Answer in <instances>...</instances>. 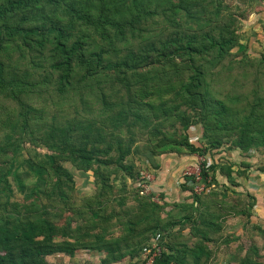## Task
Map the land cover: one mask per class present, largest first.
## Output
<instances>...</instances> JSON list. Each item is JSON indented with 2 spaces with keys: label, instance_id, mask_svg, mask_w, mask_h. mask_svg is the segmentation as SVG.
<instances>
[{
  "label": "trees",
  "instance_id": "1",
  "mask_svg": "<svg viewBox=\"0 0 264 264\" xmlns=\"http://www.w3.org/2000/svg\"><path fill=\"white\" fill-rule=\"evenodd\" d=\"M242 18L223 0H0V264H47L83 249L100 252L101 264H139L157 232L150 264H216L240 236L229 216L264 233L255 196L246 203L225 199L226 184L217 190V174L231 180L233 168L216 153L264 148V51L245 52ZM25 144L31 179L15 164ZM166 153L212 158L201 172L213 188L196 193L182 176L176 213L139 193L140 170L154 175L158 165L132 174L127 163ZM66 161L91 175L92 193L79 195ZM244 164L236 175H248ZM13 182L21 192L34 186L18 200ZM237 245V264H260L255 244ZM228 260L236 254L219 257Z\"/></svg>",
  "mask_w": 264,
  "mask_h": 264
},
{
  "label": "rangeland",
  "instance_id": "2",
  "mask_svg": "<svg viewBox=\"0 0 264 264\" xmlns=\"http://www.w3.org/2000/svg\"><path fill=\"white\" fill-rule=\"evenodd\" d=\"M239 24H240V28H239V31H240L239 32L240 41H243V42L246 41L247 43L250 42V37L251 36H249V35L246 34V36L244 37L243 34H242V28H243L242 27V20L240 21ZM257 40H259V41H257ZM256 41H257V44H255L254 46H253V44H250V46L247 48V50H245V52L247 51V53L249 55H251L253 53H257V52L264 51V34L256 35ZM175 125H176V127L178 129L181 130V128H180V126H179L178 123H176ZM170 128H171L170 126H167V129H170ZM190 132L193 133V135L190 136V138H191L192 141L193 140H196V141L197 140H200L201 128H200L199 125H197V124L192 125L190 127ZM142 144H143L142 141L139 142L140 147H141ZM196 144H198V143H196ZM226 146L227 145H224L223 150L227 149ZM27 149L33 150L29 144H25V147L22 148L20 151H18L15 154L14 157H15V164H16V166H19L18 172H21V173L23 172L21 174V176H23L24 175V172H26V177H28V178L31 179L33 177V174H32L33 173V170L29 169L28 165L22 164V159L24 157H27L29 155ZM36 150H38L41 153L45 152L43 150V148H36ZM260 150L261 151H264V148H260ZM30 152L32 154V151H30ZM216 154H217L216 155V158H218V159L220 158L221 159L220 161H226V159L224 158V156L223 155H220L219 152L216 153ZM142 155H140V157H137L135 155L128 157L127 163L130 164V165H132V169H131L132 170V172H131L132 174L135 173V171L137 170V168H140V167H142V168L145 167V166L146 167L147 166L154 167V166H152V163L153 162H150V160H148V158H146L145 156H142ZM184 155L187 156L188 154L186 153ZM189 157L190 156H188V159H189ZM145 158H146V160H145ZM199 158L200 157L196 158L197 161H200ZM187 161L189 162L190 160H187ZM176 162H178V161L176 160ZM63 164L73 174V176H74V183H75V190L78 191L79 195H86V194H89V193H92L93 192L94 187H93V184H92V177H91L90 174L88 176H85L84 174H81L68 161L63 162ZM196 164L197 163H187V164H185L186 166L183 167V169H181V172H180L181 175H182V171L184 169L187 170V172L195 173V171H196V167H195ZM249 165L254 170H257L258 167H262V165L264 166V156L259 157L258 161H255V162H253V163H251ZM172 166H173V168L180 169V166H183V165L180 162H178V163H175L174 162V163H172ZM159 167H160V165H159ZM171 167H167V165H166V168L164 170L161 169L160 173L163 172V175H166L167 172L170 173L171 171L177 170V169H172ZM155 172H158V171H155ZM260 172H262L261 174H263V175H261ZM254 174L253 173H249L246 177H249V176L252 177ZM257 177L258 178L260 177L258 182L261 183L260 184L261 187L260 188H257L256 189L257 191H255V192H256V196H257V193H258V196L261 198V196H264V170H261V169L257 170L256 171V178ZM12 179L15 181V179L13 177H12ZM177 179H175L176 181L174 183H175V185H177V184L180 185L181 180L179 181ZM118 182L120 183V179L118 180ZM125 183H127V184H125L127 186V188H130L131 186L134 185V182L131 179H130V181L125 180ZM246 184H247L246 187L244 186L246 189H242L243 190L242 192H244V194L241 196V198L240 197H237V196L236 197H237V199H240L241 202H246L247 203L248 200H249V198H247V195H249V196H254L255 195V194H253L254 191H252L253 185H255V184L249 183V182L246 183ZM32 186H34V182H28L26 184V187L24 189V192H21V191H19L17 189L16 183L13 182L14 198L15 199H18V200H22L24 198V193H27L29 191V189H31ZM223 188L224 187L221 186V183H220V186L218 187L217 190L219 191V190H221ZM170 198H165L167 200L166 201V204H165V210L166 211L173 210L176 213L177 208H173L172 205H171V203L177 202V201L178 202H181L182 198L180 197L181 198L180 199L179 197H177V198H179V200L176 199L177 201L176 200H171ZM225 199H228V198L225 197ZM160 202H163V200L162 201L160 200ZM254 209H255V207L252 208V211L255 213ZM262 213H263V217H261L262 219H260L261 221L258 224L259 226L261 225L260 226L261 227L260 229H262L261 231L264 230V209L262 210ZM65 215L66 214H64V216ZM59 219L60 220L61 219L63 220V217L62 218H59ZM255 219L256 218L253 217V220H255ZM236 221H238V218H236L235 220H231L232 223H235V226H234L235 228H232V230L234 231L235 234L240 235L239 236V239L238 240H235V241H232L231 245H228L229 247H227V248H224L223 247L220 252L217 251V256H216L215 261H218V263L220 264V262H221V261L219 262V257L220 256L222 258V257H224V255L226 253H234V254H236V260L233 261V262H231L229 260L228 261L231 262L229 264H237V261L240 260V257H241L240 255L237 254V252L239 251V250H236V248L238 246L237 244L242 245L244 249L247 248V247H249L252 244H255L258 247V254L256 255L257 256V259L256 260L260 264H264V233L262 234L261 232H258V230L257 229H254L250 224H248L245 227H242L241 228L239 222H236ZM183 232L184 233H187V229H184ZM190 242H192V241H189V243ZM239 252H241V251H239ZM137 257H138V260H139L138 263L140 264L141 261H142V259H143V256L141 255V253H139V256H137ZM44 259H45V262L47 264H101V260L103 259V257H102V254L100 252H95V251L94 252H91V251H87V250L83 249V250L76 251L74 253V255H72V256H70V255H64V254H54V255L46 256ZM253 259H255V258L253 257ZM224 260H226V259H224ZM127 261H128V259L127 258H124V259H122L120 261V263H127ZM218 263H216V264H218Z\"/></svg>",
  "mask_w": 264,
  "mask_h": 264
},
{
  "label": "crops",
  "instance_id": "3",
  "mask_svg": "<svg viewBox=\"0 0 264 264\" xmlns=\"http://www.w3.org/2000/svg\"><path fill=\"white\" fill-rule=\"evenodd\" d=\"M227 5H229L230 7V11L234 12V13H242L243 14V18H242V34L245 37L246 34L251 36L250 37V44H253V46L255 44H257V40L256 41V35H260V34H264V0H223ZM259 33V34H258ZM246 39V38H245ZM247 40V39H246ZM242 43H246V41H241ZM253 153H244L241 151H238L237 149L235 150H230L227 155H225L224 158H228L226 159V161H230V163L232 164V168H233V172H232V178L231 180H228L226 178V176L217 174V178L218 181L220 183L226 184L228 187H230V190H227V195H228V199L230 198H235L240 197L244 194V192H242V189H246V183H253L255 185H253V189L252 191H254L253 194H255V198H256V203L253 206V208L255 207L253 212L254 218H256L255 220L258 221V224L260 223V219H262L261 217H263V213L262 210L264 209V196H261V198L258 196H256V189L261 187V183H259V178H256V171L260 169V167L257 168V170H254L252 167L247 168V172L249 173H255L252 177H246V176H239L236 175V172H238V170L241 169H245L246 165L244 163H248L251 164L255 161H258L259 157L263 156L261 154H263L262 151H260L259 155H252ZM159 157V158H158ZM182 158V159H181ZM176 160L178 162H180L183 166H180V169L178 168H173L172 163H178L176 162ZM187 160H190L189 162ZM221 160V159H220ZM187 161V162H186ZM194 162V155H191V157L181 154V155H173L170 153H166V154H161L158 156H155L153 159V164L158 165L157 167V171L156 174H154V182H153V188L154 190H156V192H159L160 195H164L163 197V201H167L165 198H170L171 200H179V198L181 197L183 199L184 195L186 194V191L184 189L181 188L180 185H175V179L177 180H181L182 182V175H181V169H183V167H185L187 163H193ZM243 162V163H242ZM184 163V164H183ZM160 165V167H159ZM167 167H171L172 169H177L174 171H171L170 173L167 172L166 175H163V172L160 173L161 169H165ZM160 169V170H159ZM262 170V169H261ZM180 173V174H179ZM262 172H260L261 174ZM168 175V176H167ZM244 175V174H243ZM263 175V174H261ZM167 176V177H166ZM178 181V182H179ZM231 181H235L238 183V185H234L231 184ZM245 186V187H244ZM259 186V187H258ZM244 187V188H243ZM231 191H236L238 192L237 194H233ZM251 191V190H250ZM182 195V196H181ZM179 197V198H177ZM173 198V199H172ZM180 198V199H181ZM176 200V201H177ZM244 204V203H243ZM236 218H238L241 228L243 226V218L241 216H229L227 219V223H228V229L229 231L232 230V228H235V223H232L231 220H235Z\"/></svg>",
  "mask_w": 264,
  "mask_h": 264
},
{
  "label": "built area",
  "instance_id": "4",
  "mask_svg": "<svg viewBox=\"0 0 264 264\" xmlns=\"http://www.w3.org/2000/svg\"><path fill=\"white\" fill-rule=\"evenodd\" d=\"M199 158L200 161L196 160V171L195 173L187 172V170L182 171V176L187 178V183L194 184L193 188L196 193H202V192H208L210 189L213 188L214 184L210 181V176L204 177L202 175L201 169L202 164L205 163V166H208L211 163V158L209 154H206L204 156L202 155H196V158ZM184 172V173H183ZM154 179V175L146 170L141 169L139 172V185L140 190L139 193L141 195L149 196L150 200L153 202H160V195L156 191H153L152 187V181ZM209 183V186L207 184ZM160 233L157 232L150 242L145 245L141 249V255L143 256V259H145V264H150L154 260V257L159 254L160 247L158 245Z\"/></svg>",
  "mask_w": 264,
  "mask_h": 264
}]
</instances>
